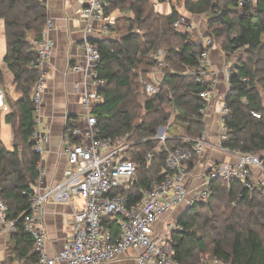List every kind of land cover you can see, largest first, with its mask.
<instances>
[{
	"label": "trees",
	"instance_id": "obj_1",
	"mask_svg": "<svg viewBox=\"0 0 264 264\" xmlns=\"http://www.w3.org/2000/svg\"><path fill=\"white\" fill-rule=\"evenodd\" d=\"M167 1L169 14L156 11L151 0H103L106 18L113 11L127 16L110 19L107 35L91 40L98 45L99 74L106 81L99 89L103 101L91 112L97 120L98 137L127 135L129 141L140 140L127 151V157L138 165L127 193L131 202L169 174L168 154L178 147L192 150L205 128L198 114L203 105L199 93L205 87L185 72L197 65L202 46L187 31L172 27L178 5L191 16H206L204 37L211 39L225 63H231L224 97L228 139L222 147L264 154V0H244L242 13L237 9L239 0ZM46 17L42 0H0L4 65L18 94L15 101L4 94L11 107L5 119L12 130L14 148L9 151L0 143V200L6 205L5 220L14 222L12 254L23 264L37 262L22 215L29 208L28 199L39 177L41 156L34 152L31 138L32 92L39 76L32 65L36 59L32 40L42 37ZM158 50L163 51V60L172 71L157 66L154 55ZM158 68L163 74L159 92L147 96L140 76L147 79ZM3 77L0 67L1 89ZM252 111L260 118L253 117ZM72 118L67 117L65 133ZM165 125L172 137L160 144L152 137ZM182 134L189 140L178 137ZM147 153L154 155L149 165L144 162ZM196 159L194 156L189 162V169ZM210 186L209 199L194 203L180 217L183 232L171 233L168 246L172 258L178 264H199L203 257L216 258L221 264H264V185L252 183L245 188L238 180H212ZM106 222L116 230L115 220Z\"/></svg>",
	"mask_w": 264,
	"mask_h": 264
},
{
	"label": "built area",
	"instance_id": "obj_2",
	"mask_svg": "<svg viewBox=\"0 0 264 264\" xmlns=\"http://www.w3.org/2000/svg\"><path fill=\"white\" fill-rule=\"evenodd\" d=\"M243 4L244 0L238 1L237 9L241 13ZM104 5L103 0L83 1L80 14L87 22L85 33L107 34L110 19L120 16L114 15L113 11L106 18ZM190 18L178 13L172 27L195 28L196 22ZM52 27V19L47 16L42 37L32 40L36 51V59L32 65L38 70L39 76L32 92L35 110L31 138L34 142L33 150L40 156L46 141L40 133V111L46 86L45 63L53 47V41L48 37ZM201 40L199 44L202 51L196 56L197 65L187 67L185 72L205 87L199 93L203 105L198 110L204 121L215 86L213 68L208 60L214 44L206 37ZM82 49L83 60L71 65L70 69L83 75L84 89L79 101L83 119L81 122L70 120L67 132L64 133L63 152L66 155V166L63 176L55 183H44L40 158L39 177L28 199L29 208L22 215L23 229L31 235L34 250L37 252L36 264H104L116 260L130 250L135 253L136 264H178L172 258L168 246L172 232H183V226L179 223L183 211L175 213V210L179 207L185 210L196 202L207 201L211 195L212 180H238L243 187L250 188L254 183V169L260 170L264 176V154L242 153L222 147V143L228 139V127L225 123L228 110L223 102L218 116L217 140L220 150L227 151L234 159L209 162L201 174L202 181L191 184V174L201 163L206 139L203 131L194 140L192 150L178 147L171 151L166 158L169 174L149 189H144L139 200L131 202L127 193L131 191L138 165L127 157V151L140 140L129 141L127 135L116 138L98 137L97 120L91 112L103 101L99 89L104 87L106 81L99 74L101 57L97 43L85 39ZM154 60L159 68L172 71L170 65L163 60L162 50L157 51ZM159 68L150 73L147 79L140 76L142 92L147 96L159 92L163 76ZM229 74V69H225L224 76L228 87ZM4 105V92L0 88V108ZM251 115L260 118L257 112L252 111ZM170 137L172 135L168 132V125H165L160 126L152 138L164 144ZM178 137L189 140L183 134ZM153 156V153L145 155L146 165H149ZM194 156L197 157L194 167L189 169L188 164ZM75 200H81L82 206L73 213V237L64 243L60 251L49 255L44 247L46 233L40 223L45 205L47 202L72 203ZM5 210L6 206L0 200V220L13 229L14 222L5 220ZM108 219L115 220L116 230L106 222ZM219 263L216 258L212 259L211 264Z\"/></svg>",
	"mask_w": 264,
	"mask_h": 264
},
{
	"label": "crops",
	"instance_id": "obj_3",
	"mask_svg": "<svg viewBox=\"0 0 264 264\" xmlns=\"http://www.w3.org/2000/svg\"><path fill=\"white\" fill-rule=\"evenodd\" d=\"M83 1L42 0L46 7L47 16L53 22V27L48 33V37L53 41V47L51 55L45 63L46 86L40 111V133L46 138L42 146L40 164L43 170L44 183H55L63 176L66 166L63 144L67 117L72 115L74 118L71 120L79 122L83 119V111L79 102L84 89L83 75L81 72L72 71L70 67L83 60V40H98L107 35L98 32H84L87 22L80 14ZM151 1L154 3L156 11L162 14L171 12L167 0ZM181 7L180 5L176 7L178 13L181 11ZM118 14H120L118 11L114 12V15ZM191 18L199 23V32H191L192 40L199 44L204 37H200V34L204 32L203 23L205 19L202 15L192 16ZM193 29H197V27L191 30ZM184 30L183 28L181 32H184ZM5 54L4 21L0 18V67L4 70L2 89L8 99L15 101L18 94L12 85V74L5 69ZM208 60L213 68L212 76L215 79V86L204 118L206 139L203 145L201 163L194 169L190 177V183L193 185L202 181L201 174L204 166L209 162H224L234 159L227 151L220 150L217 140L218 116L228 89L224 76L226 64L216 46L209 52ZM10 110V105L5 101V105L0 108V143L5 149L12 151L14 148L13 134L10 124L5 119ZM253 180L256 184L264 185V176L260 170H253ZM81 206V200H75L72 203H46L40 223L46 233L44 247L49 255L56 254L61 250L64 243L73 237V213ZM181 211H184L183 207L176 209L175 213ZM12 230L7 223L0 220V264H23L14 257L11 251L10 231ZM104 264H136L135 253L130 250L116 260Z\"/></svg>",
	"mask_w": 264,
	"mask_h": 264
},
{
	"label": "rangeland",
	"instance_id": "obj_4",
	"mask_svg": "<svg viewBox=\"0 0 264 264\" xmlns=\"http://www.w3.org/2000/svg\"><path fill=\"white\" fill-rule=\"evenodd\" d=\"M179 6V5H178ZM180 6H182V5H180ZM180 14H182V15H187V16H189V17H192L190 14H188L187 12H186V10L183 8V6L180 8ZM184 12H186V13H184ZM120 13V16H127V14L125 13V12H122V11H120L119 12ZM191 20H192V18H190ZM204 19L206 20V16H204ZM196 27H197V29H193V30H191L192 28H190V29H187V28H185L184 26H182L185 30L184 31H187L191 36H192V34H191V32H193V31H196L197 33L199 32L198 31V29H199V23H198V21H196ZM203 26H204V32L202 33V34H200V37H202V36H204V34H205V22L203 23ZM182 27H179L178 29L180 30V31H182ZM202 28V27H201ZM218 49V48H217ZM220 52V51H219ZM237 55H238V53H237ZM234 60H232V62H233ZM226 65H225V69H227L229 66H230V64L231 63H225ZM5 97H6V99L8 98V96L7 95H5ZM160 145V144H159ZM6 206V205H5ZM10 234H11V231H10ZM211 262H212V258H209V257H203L202 258V260L200 261V263L199 264H211ZM219 264H221V263H219Z\"/></svg>",
	"mask_w": 264,
	"mask_h": 264
},
{
	"label": "water",
	"instance_id": "obj_5",
	"mask_svg": "<svg viewBox=\"0 0 264 264\" xmlns=\"http://www.w3.org/2000/svg\"><path fill=\"white\" fill-rule=\"evenodd\" d=\"M188 208H185V210L183 211V213L187 210Z\"/></svg>",
	"mask_w": 264,
	"mask_h": 264
}]
</instances>
